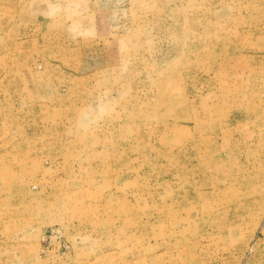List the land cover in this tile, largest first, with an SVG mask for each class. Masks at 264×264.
Returning a JSON list of instances; mask_svg holds the SVG:
<instances>
[{
  "label": "rangeland",
  "instance_id": "obj_1",
  "mask_svg": "<svg viewBox=\"0 0 264 264\" xmlns=\"http://www.w3.org/2000/svg\"><path fill=\"white\" fill-rule=\"evenodd\" d=\"M0 264H264V0H0Z\"/></svg>",
  "mask_w": 264,
  "mask_h": 264
}]
</instances>
